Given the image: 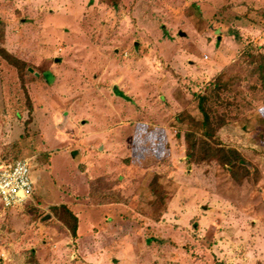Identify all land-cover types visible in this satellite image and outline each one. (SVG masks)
<instances>
[{"label": "rangeland", "instance_id": "374dc122", "mask_svg": "<svg viewBox=\"0 0 264 264\" xmlns=\"http://www.w3.org/2000/svg\"><path fill=\"white\" fill-rule=\"evenodd\" d=\"M263 8L0 0V43L28 69L0 57V157L27 158L33 181L26 203H0V264H264ZM217 76L219 137L255 176L187 160L179 116L200 117L196 93Z\"/></svg>", "mask_w": 264, "mask_h": 264}, {"label": "trees", "instance_id": "16d2710c", "mask_svg": "<svg viewBox=\"0 0 264 264\" xmlns=\"http://www.w3.org/2000/svg\"><path fill=\"white\" fill-rule=\"evenodd\" d=\"M264 12V8L261 10ZM2 23V20H0ZM4 31L0 27V41L3 40ZM0 57L8 63L16 67L19 76L24 77L27 69V62L11 53L6 47L0 43ZM257 62V69H261L260 78L264 81V54H261ZM228 88V84L221 77L207 83L206 89L196 93L197 107L200 117H195L186 112L179 116L178 125H186L184 133L186 155L189 162L200 164L202 162L211 163L213 161L223 165L229 175L235 180H239L242 174L255 176L258 172L257 168H253L250 162L245 158L242 151L233 145H226L219 137V130L226 124L225 114H217L212 108L214 102L222 103L225 99L221 93ZM228 102V100H226ZM158 175H155L149 186L153 193L157 194V200L161 202L164 198L162 186L156 184ZM159 189V193L157 189ZM57 216L67 225L72 234L75 235L78 229L77 215L65 205L51 206Z\"/></svg>", "mask_w": 264, "mask_h": 264}, {"label": "built area", "instance_id": "2783aa9c", "mask_svg": "<svg viewBox=\"0 0 264 264\" xmlns=\"http://www.w3.org/2000/svg\"><path fill=\"white\" fill-rule=\"evenodd\" d=\"M32 191L29 160L0 157V203L3 207H16L26 203Z\"/></svg>", "mask_w": 264, "mask_h": 264}, {"label": "crops", "instance_id": "0c3cea01", "mask_svg": "<svg viewBox=\"0 0 264 264\" xmlns=\"http://www.w3.org/2000/svg\"><path fill=\"white\" fill-rule=\"evenodd\" d=\"M144 113H145V111H144ZM155 116H157V115H155Z\"/></svg>", "mask_w": 264, "mask_h": 264}]
</instances>
